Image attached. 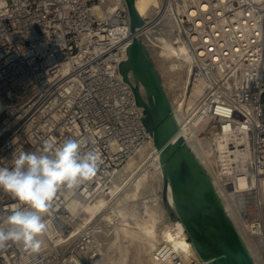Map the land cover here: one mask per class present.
I'll return each mask as SVG.
<instances>
[{
	"label": "built area",
	"instance_id": "1",
	"mask_svg": "<svg viewBox=\"0 0 264 264\" xmlns=\"http://www.w3.org/2000/svg\"><path fill=\"white\" fill-rule=\"evenodd\" d=\"M104 1L0 0V167L11 166L14 152H39L45 141L69 137L103 160L91 181L58 191L46 218L66 214L71 197L100 193L152 138L119 67L134 36L127 2L101 16ZM141 17L135 36L146 47L153 26L190 52L193 83H204L197 104L209 118L200 134L212 140L222 175L229 169L232 180L246 178L247 187L233 192L235 206L251 232L262 234L256 180L264 175V1L161 0L156 14ZM218 138L227 141L225 150ZM15 203L0 190V213ZM71 227L64 240L45 236L38 253L9 242L0 264H93L100 254L92 226ZM156 258L186 264L165 244Z\"/></svg>",
	"mask_w": 264,
	"mask_h": 264
},
{
	"label": "bare ground",
	"instance_id": "2",
	"mask_svg": "<svg viewBox=\"0 0 264 264\" xmlns=\"http://www.w3.org/2000/svg\"><path fill=\"white\" fill-rule=\"evenodd\" d=\"M117 4L118 0L101 2L97 6L98 13L105 16L112 12ZM135 5L141 16L150 17L160 8L161 0H135ZM152 27L150 26L145 39L147 48L170 98L180 132L211 175L224 207L255 263L264 264V230L260 235L253 234L235 206L233 192L235 189L247 187L246 178L241 176L236 181L232 180L229 169L222 175L217 167L212 140L203 138L200 134L201 127L209 118L201 114L198 104L192 105L191 102L195 93L194 100L197 103L202 95L204 83L198 80L193 83V68L189 70L190 76L187 75L192 66L190 52L182 43L177 44L168 30ZM131 38L132 36L127 37L123 41L124 44ZM127 56L125 50L121 60ZM189 77L192 78L191 86H194L190 94ZM131 79L133 80L132 76ZM142 91L144 92L143 89ZM218 140L220 148L225 150L227 141L223 138ZM163 179L160 150L156 148L152 135L151 140L116 170L100 193L89 192L86 197H71L66 214L45 218L50 228L49 236L64 240L63 229L72 226L70 230L76 231L91 221L94 224L92 228L96 238L95 249L100 254L93 264H163L157 260L156 253L164 244L182 257L186 264H207L208 262H203L198 255L180 219L169 223L163 221L165 208L158 193L146 200L136 199L147 189L150 191L157 189V186L160 188ZM256 183L264 215V175L257 179ZM167 191L170 204L173 205L170 186Z\"/></svg>",
	"mask_w": 264,
	"mask_h": 264
},
{
	"label": "water",
	"instance_id": "3",
	"mask_svg": "<svg viewBox=\"0 0 264 264\" xmlns=\"http://www.w3.org/2000/svg\"><path fill=\"white\" fill-rule=\"evenodd\" d=\"M126 2L134 36L127 46L128 56L119 67L124 80L132 86L137 105L144 108L142 122L160 150L164 201L173 215L184 223L203 262L256 264L226 211L211 175L180 132L156 65L143 41L135 36L136 27L145 22L136 9L135 0ZM168 186L171 187L173 205L167 202Z\"/></svg>",
	"mask_w": 264,
	"mask_h": 264
},
{
	"label": "clouds",
	"instance_id": "4",
	"mask_svg": "<svg viewBox=\"0 0 264 264\" xmlns=\"http://www.w3.org/2000/svg\"><path fill=\"white\" fill-rule=\"evenodd\" d=\"M85 141L66 138L45 141L39 151L13 153L10 167H0V190L16 201L0 213V249L9 242L38 253L50 235L46 215L62 188H78L91 181L103 163L95 150H83Z\"/></svg>",
	"mask_w": 264,
	"mask_h": 264
},
{
	"label": "rangeland",
	"instance_id": "5",
	"mask_svg": "<svg viewBox=\"0 0 264 264\" xmlns=\"http://www.w3.org/2000/svg\"><path fill=\"white\" fill-rule=\"evenodd\" d=\"M192 68V66L188 69V71H187V75L188 76H190V69ZM190 78V77H189ZM192 78H190V82H189V85H188V89H189V94L190 93H192L193 92V87L194 86H191V84H192V80H191ZM195 94V93H194ZM193 94V98H192V100H191V102H192V105H194V104H197L196 103V101L194 100L195 99V95ZM196 94H198V93H196ZM208 122V121H207ZM202 128V127H201ZM201 130V129H200ZM161 187L159 188L158 186H157V189H150V191L147 189L145 192H144V194H142V195H140V196H138V197H136V199L138 200V201H141V200H146V199H149V198H152V197H154L157 193L159 194V196H160V200H161V202H162V205L164 206V208H165V212H164V217H163V221L165 220L166 222H175L178 218L177 217H175L174 215H173V213L171 212V210L169 209V207H168V205L166 204V202L164 201V186H165V180L163 179L162 180V182H161ZM161 189V190H160ZM162 195V196H161ZM166 197H167V202H168V204H170V201H169V198H168V191H167V188H166ZM132 199H130V201H131ZM90 223L89 224H91V226H93L94 224L91 222V221H89Z\"/></svg>",
	"mask_w": 264,
	"mask_h": 264
}]
</instances>
